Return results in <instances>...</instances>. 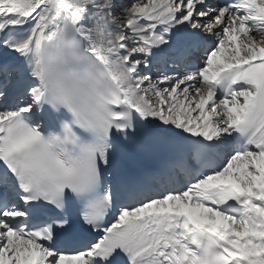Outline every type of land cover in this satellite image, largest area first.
<instances>
[{
    "label": "snow or ice",
    "instance_id": "1",
    "mask_svg": "<svg viewBox=\"0 0 264 264\" xmlns=\"http://www.w3.org/2000/svg\"><path fill=\"white\" fill-rule=\"evenodd\" d=\"M0 264H264V0H0Z\"/></svg>",
    "mask_w": 264,
    "mask_h": 264
}]
</instances>
